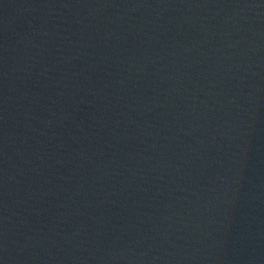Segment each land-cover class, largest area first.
Segmentation results:
<instances>
[{"label":"water","instance_id":"water-1","mask_svg":"<svg viewBox=\"0 0 264 264\" xmlns=\"http://www.w3.org/2000/svg\"><path fill=\"white\" fill-rule=\"evenodd\" d=\"M256 65L260 118L264 144V0H254Z\"/></svg>","mask_w":264,"mask_h":264}]
</instances>
